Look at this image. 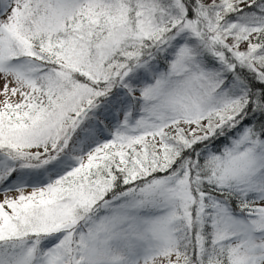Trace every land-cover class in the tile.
I'll use <instances>...</instances> for the list:
<instances>
[{
  "label": "rangeland",
  "instance_id": "obj_1",
  "mask_svg": "<svg viewBox=\"0 0 264 264\" xmlns=\"http://www.w3.org/2000/svg\"><path fill=\"white\" fill-rule=\"evenodd\" d=\"M54 1L55 13L51 12L50 15L58 17L56 22H59L65 17L61 15L68 13L67 32L89 30L95 41L91 44H95L92 51L95 56H99L93 57L94 62L104 61L102 55L110 47L117 53L124 52L126 57L120 59L125 63L129 60L131 48L134 47L131 38L136 36L149 38L162 34L165 30H198L196 21H193V25H188L186 19L182 20L183 6L179 0H171L170 5L159 4L157 0ZM252 1L255 0H196L195 15L198 16L199 25L205 34L215 44L229 46L244 58L249 56V60L263 66L264 71V24H249L241 18L231 22L222 12L224 8L238 10ZM24 4L25 0L23 4L22 0H11L8 7L3 11L2 8L0 12V107L9 112L7 116H0V124L4 120V126L9 129L0 130V136L5 134L8 150L12 154L19 155L20 159L27 157L38 161L47 160L49 155H53L55 149L65 142L73 155V166L43 185L9 189H2L0 186V225L4 223L6 214L14 217L22 215L29 220V226L32 219L38 223L40 218L52 215L55 210L53 205L68 191L67 176L73 178L78 174L96 172L99 177L91 173V179L90 176H82L79 179L86 186L93 178L97 181L102 175L108 176L110 180L121 177L120 181L129 182L154 171H163L181 150L202 139L221 124L232 123L242 110L246 98L240 94L214 93L218 88H211L209 82L213 86H219L215 75L208 78L209 73H206L203 80L198 74L189 77L185 69L189 67L188 71H193L191 65L195 62L188 56L193 50L189 45H180L171 61L167 62L170 68L168 74L171 72L173 83L168 78L154 77L153 74L154 80L150 83L151 78L138 79L129 87L130 96L124 92L117 95L124 106L116 110V127L112 126V120H104L110 133L108 136L96 129L95 133L84 134L75 142L71 138L67 139V133L63 129L76 123L92 99L88 98L85 89L82 86L71 88L69 83L63 81V77L52 91H49L48 87L40 89L27 75L25 65H12L6 58L2 61L4 45L1 39L13 32L17 35V30L5 23L10 24L18 20L17 9L23 8ZM128 19L130 20L126 22ZM24 28L26 31V21ZM35 28L29 35L34 42L37 35H51L53 32L45 25H35ZM25 36L24 33L19 42L17 38H12V53L9 51L8 56L13 55L14 47L19 51L23 48L21 53H37L36 57L39 59H49L64 69L86 74L95 84L102 82L101 70L98 67L89 68V71L71 65L62 54L65 52V44L59 37L48 42L40 41L35 46L36 49H33L25 42ZM102 38L107 42L103 44ZM28 47H31V50L27 49ZM189 61L192 62L190 65ZM198 90L205 98L199 96ZM191 93L200 98L199 102L190 100ZM132 96L144 98L136 100L139 115H129L131 102L134 100ZM84 132L88 133L85 130ZM263 146L248 147L246 143L237 141L232 147L220 154L209 155L207 159L213 168L212 173L217 170L222 176L220 181L227 178L242 181L244 188L240 190L254 197L241 203L249 207L248 211L253 219L249 226L234 222V226L243 225L249 230L247 233L241 231L242 235L231 233L232 240L228 241L226 253H233L235 264H264ZM3 169L4 166L0 165V177ZM170 182L172 176L166 179L164 187L162 186L165 191H162V196L159 195L164 203L153 201L154 195L148 192L145 198L142 195L139 200L131 197L109 204L108 213L90 222L86 234L83 232L76 260H73L72 264H94L100 260L113 261L116 264L180 262L183 256L159 250V247L168 246V243H161L166 239L161 235L162 229L158 222L162 221V218L155 215L158 212L155 206H169L173 202L175 194L170 193ZM141 205L147 208L148 214L140 215L136 212ZM117 236L124 240L123 247L110 246L109 240ZM53 248L44 250L42 256L33 255L31 252L27 254L25 250L2 264H52L50 258ZM70 248L69 244L64 250ZM47 252L48 254H45Z\"/></svg>",
  "mask_w": 264,
  "mask_h": 264
},
{
  "label": "trees",
  "instance_id": "obj_2",
  "mask_svg": "<svg viewBox=\"0 0 264 264\" xmlns=\"http://www.w3.org/2000/svg\"><path fill=\"white\" fill-rule=\"evenodd\" d=\"M10 1L0 0V12L2 8L3 11L8 7ZM54 2V0H25L23 8L17 9L18 20L10 24L5 23L13 26L17 30V35L13 32L1 39L4 45L1 54L2 61L6 58L12 65L17 63L25 65L27 75L40 89L48 87V90L52 91L57 84H60L63 77V81L69 83L71 88L82 86L88 98H92L76 123L63 129L67 133V139L71 138L75 142L84 134L95 133L96 129L108 136L110 133L104 120H112V126L116 127V110L124 106L117 95L124 92L130 96L129 87L138 79L145 80V77L151 78L149 83L152 82L154 80L152 74L154 77L168 78L171 82L172 74L171 72L168 74L170 68L167 62L171 61L176 48L180 45H189L193 50L188 55L190 60L195 62V64L191 62L193 71H188L189 67L185 69L190 78L198 74L203 80L206 78V73H209L208 78L215 75L219 86H213L209 82L211 88H218L215 94L218 92L219 94L225 92L227 95L240 94L246 98V101L237 114V118L232 119V123H223L202 139L191 143L181 150L170 166L163 171H154L129 182L120 181L121 177L110 180L108 176L102 175L97 181L93 178L92 182L86 186L79 179L82 176H90L91 179L92 172L86 175L78 174L73 178L67 176L68 191L64 192V197L53 205L55 210L52 215L40 218L38 223L32 219L30 226L29 220L20 214L15 217L10 214L4 215L5 221L0 225V264L12 260L14 255L21 254L25 250L27 254L31 252L33 255L42 256L44 250H50L51 247H54L50 258L52 264H72V261L76 260V252L83 232L86 234L90 222L108 213L109 204L128 200L131 197L139 200L142 195L145 198L148 192L154 195L153 201L164 203L159 195L162 196V191H165L162 186L171 176L170 193L175 194L173 202L169 206L164 204L155 206L158 211L155 215L162 218V221L158 222L162 229L161 235H164L162 237L166 239L161 243H168V246L159 247V250L177 253L183 256V259L180 262L163 264H235L233 253H226L228 241L232 240L231 233L242 235L241 231L247 233L249 230L246 226H249L253 219L248 211L249 207L241 203L252 200L254 197L240 190L244 188V185H241L244 184L242 181L237 182L238 180L234 178L220 181L219 178L222 176L217 170L212 173L213 168L208 164L207 159L209 155L220 154L223 150L232 147L237 141L246 143L248 147L264 145L263 66L254 64L249 60V56L244 58L229 46L215 44L199 25V18L195 15L196 0H179V3L183 6L182 20L186 19L188 25H193V21H196L198 30H183V32L182 30H165L162 34L160 33L161 35L149 38L136 36L131 38L134 47L131 48L129 60L125 63L120 59L126 57L124 52L117 53L110 47L102 55L104 61L94 62L93 57L99 58V56L97 54L95 56L92 51L95 44H91L95 41L89 34V30L67 32L68 13L61 15L65 17L60 20L61 22L59 21L60 23L56 22L58 17L50 15L51 12L55 13ZM157 2L162 5L171 4V0H157ZM23 3L24 0H22ZM230 9L224 8L222 12L231 22L241 18L249 24H264V0L252 1L238 10ZM25 21L26 31H24ZM35 25L40 27L45 25L53 32L51 35L48 33L37 35L34 42L29 35L36 29ZM186 27L190 29L189 26ZM24 33L26 34L25 42L33 49H36L35 46L40 41L48 42L59 37L65 44V52L62 54L72 63L71 65L81 70L86 68L89 71L98 67L101 70L102 82L95 84V81L90 80L86 74L64 69L49 59H39L36 57L37 53L36 55L21 53L23 48L19 51L14 47L13 55L8 56L9 51L12 53V38H17L19 42ZM46 37L49 39L46 40ZM7 39H9L8 42ZM106 42L102 38V43ZM31 47L27 49L31 50ZM120 47L123 46L120 45ZM191 63L189 61L188 64ZM90 64L93 65L89 67ZM168 80H166L167 83ZM198 93L200 97H204L199 90ZM132 97L134 100L131 99L129 115H139L136 100H144V98ZM189 98L195 103L200 100L193 93ZM5 112L0 107V116H7L9 112ZM0 130H9L4 126V120L0 124ZM7 145L8 140L5 134L1 135L0 165L4 166L0 177L2 189L43 185L73 166V155L65 142L45 161L31 160L27 157L20 159L19 155H14L8 150ZM92 175L98 176L96 172ZM136 212L140 215L148 214L147 208L142 205ZM234 222L246 226L237 225L236 227ZM109 241H111V247L124 246V240L118 236ZM69 244L71 248L65 251L64 248ZM94 264L116 263L100 260Z\"/></svg>",
  "mask_w": 264,
  "mask_h": 264
},
{
  "label": "bare ground",
  "instance_id": "obj_3",
  "mask_svg": "<svg viewBox=\"0 0 264 264\" xmlns=\"http://www.w3.org/2000/svg\"><path fill=\"white\" fill-rule=\"evenodd\" d=\"M27 188V187H26Z\"/></svg>",
  "mask_w": 264,
  "mask_h": 264
}]
</instances>
